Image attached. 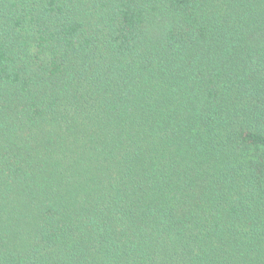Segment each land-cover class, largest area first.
Here are the masks:
<instances>
[{"label":"trees","instance_id":"trees-1","mask_svg":"<svg viewBox=\"0 0 264 264\" xmlns=\"http://www.w3.org/2000/svg\"><path fill=\"white\" fill-rule=\"evenodd\" d=\"M0 264H264V0H0Z\"/></svg>","mask_w":264,"mask_h":264}]
</instances>
